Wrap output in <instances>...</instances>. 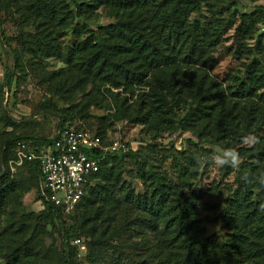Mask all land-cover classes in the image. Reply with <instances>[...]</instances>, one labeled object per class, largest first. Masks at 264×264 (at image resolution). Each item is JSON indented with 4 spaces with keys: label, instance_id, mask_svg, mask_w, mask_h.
Masks as SVG:
<instances>
[{
    "label": "trees",
    "instance_id": "trees-1",
    "mask_svg": "<svg viewBox=\"0 0 264 264\" xmlns=\"http://www.w3.org/2000/svg\"><path fill=\"white\" fill-rule=\"evenodd\" d=\"M5 1L8 2L0 0V3ZM24 1L25 9L29 8L36 16L35 22L39 23L38 28L43 29V33L34 36L29 50L23 46L22 53H18L9 44V38L2 33L0 25V37L10 51L16 69L22 66L23 56L29 54L33 60L34 53L41 57L54 53L62 56L61 45H56L54 38L61 37L59 28L72 16L69 7L61 0ZM85 1L88 2L76 4L79 18L87 16L94 19L98 8L104 7L112 21L90 31V36L70 48L66 54L68 56L63 58L71 67L70 71L47 73L48 83L58 85L65 91L109 83L132 97L137 87H142V90L149 92L143 93L138 111L131 113L134 123L151 124L158 128L167 124V128H170L183 112L186 114L179 123L181 126H196L207 119V128H210L217 146L224 151L233 149L236 157L242 160L237 166V185L223 213L228 232L225 242L209 236L196 220V211L205 197L203 191L195 189L186 192L170 183L166 175L152 173L148 177L146 169L142 167L139 169L142 175H136V178L146 186L143 195L137 196L125 186L119 189L121 174L117 173L115 165L120 155L102 163L95 182L76 208L78 211L97 204L89 215L88 222L94 223L90 226L89 238L106 250L126 254L130 264H264V57L258 58L255 54L243 72L232 77L235 92L230 95L235 100L229 101L221 84L208 73L217 64L215 53L221 45L225 27L190 22L191 16L210 0ZM253 1H262L261 11L240 15L233 29L236 48L231 54L235 56L245 54L243 45L255 32L260 20L258 14L264 17V0ZM256 50L258 48L253 51ZM33 69L39 72V64L34 63ZM42 74L45 75L44 69ZM14 82L13 70L5 75L0 89L1 108L5 88H11ZM2 110L6 123L17 126L18 122L8 113V106ZM56 116L60 118L58 129L70 127L91 132L67 124L69 119L64 115ZM95 135L106 144L111 143L107 136ZM52 139L12 136L5 142V153L15 158L19 142L28 141L43 146L49 145ZM246 140L251 145L240 147L242 141L245 143ZM24 165L35 172L41 198L39 165ZM230 172H234V169ZM5 176L4 173L2 181L6 179ZM4 185L5 182L0 184V258L6 264H24L30 255V242L17 240L7 244L3 240L9 230L10 234H15V239L19 232V229L12 228L13 224H9L12 221L4 225L8 196L10 191L15 190L14 185L3 189ZM122 201L127 204L128 220L139 219L141 224L145 223L141 243L126 240L128 244H118L122 228L117 225L115 216L110 215V210L120 208ZM44 206L46 215L61 222L60 208L47 201ZM132 225L135 229L137 223ZM61 227L62 263L75 264L76 249L70 242L71 232L63 227L62 222ZM101 228L103 231L99 233ZM147 229L152 231L151 234L146 235ZM151 235L154 236L150 238ZM97 256L95 251H91L90 259L93 262H96Z\"/></svg>",
    "mask_w": 264,
    "mask_h": 264
},
{
    "label": "rangeland",
    "instance_id": "rangeland-1",
    "mask_svg": "<svg viewBox=\"0 0 264 264\" xmlns=\"http://www.w3.org/2000/svg\"><path fill=\"white\" fill-rule=\"evenodd\" d=\"M61 1L72 13L59 28L62 32L61 37L54 38L55 44L61 45L62 56L54 53L52 56L41 57L34 53L33 60L29 54L23 56L22 66L16 69L13 57L0 37V89L4 84L5 75L15 71L13 86L5 88L2 108L5 110L8 106L9 115L18 122L15 127L9 126L0 106V184L6 183L3 189L15 186V190L10 191L8 196L4 225L12 221L9 223L13 224L12 228L19 229L16 239L13 238L15 234H10L9 230L3 236L5 243H15L17 240L30 242L28 246L30 255L24 264H63L62 222L63 227L71 232L70 242L76 249L75 264H130L126 254L120 255L114 250H106L99 244L95 245L89 238L90 226L94 224L88 222L89 215L97 208L95 206L97 204L82 207L71 214L61 211L59 222L54 217L46 215L45 206L40 204L35 172L28 165L16 163L14 155L6 156L5 142L12 136L54 138L60 124V118L56 115L68 117L67 124L107 136L111 143L120 140L129 145V150L120 154L121 157L115 165L117 173L121 174L119 189L125 186L128 191L133 190L137 196L143 195L147 190L146 186L141 179L136 178V175H142L139 170L142 167L146 169L148 177L152 173L166 175L170 183L186 192L195 189L203 191L205 197L200 201L196 211V220L206 229L209 236H215L225 242L228 232L223 221V213L227 200L237 185V166L242 160L236 157L233 149L224 151L217 146L210 128H207V119L196 126H181L179 123L186 114L183 112L170 128H167V124L158 128L151 124L134 123L131 113L134 110L138 111L144 97L143 93L149 92L142 90V87H137L136 94L132 97L123 89H116L109 83L88 85L81 90L78 88L72 91H65L58 85L48 83L47 73L70 71L71 67L63 59L68 56L66 54L70 48L79 40L90 36V31H95L97 27L112 21L109 18V11L104 7L98 8L94 19L87 16L79 18L76 4L88 1ZM262 4V1L253 0H210L191 16L192 24L211 23L225 27L221 45L215 53L217 64L210 68L208 73L213 80L221 84L229 101L235 100V97L230 95L235 92L232 77L242 73L244 67L254 59L255 54L258 58L264 57V17L258 14L260 20L254 34L246 39L243 45L246 52L242 56L231 54L236 48L233 43V29L238 24L240 15L259 13ZM20 7L22 10H19ZM0 10L1 31L9 38V44L18 53H22L23 46L29 50L31 47L29 45L35 40L34 36L43 33V29L38 28L39 23L35 22L36 16H33L29 8L25 9L24 0L1 2ZM256 48L258 50L253 51ZM34 63L39 64V72L33 69ZM43 69L45 75H41ZM125 99H128L127 103L122 105ZM242 143L240 147L251 145L247 140ZM232 169L234 172H230ZM4 173L6 179L2 181ZM126 207L127 204L122 201L120 208L110 210V215L115 216L117 225L122 228L118 244L141 243L143 237L141 232L145 230V223L141 224L139 219V222L128 220ZM106 209L108 211V207ZM134 223H137L135 229L132 225ZM102 231V228L99 229V233ZM151 232L147 229L146 235ZM77 237L86 245V252H82L76 246ZM91 251L98 254L96 262L90 259ZM0 264H6V261L0 258Z\"/></svg>",
    "mask_w": 264,
    "mask_h": 264
},
{
    "label": "built area",
    "instance_id": "built-area-1",
    "mask_svg": "<svg viewBox=\"0 0 264 264\" xmlns=\"http://www.w3.org/2000/svg\"><path fill=\"white\" fill-rule=\"evenodd\" d=\"M122 141L106 144L90 131L61 127L49 145L22 141L16 147V163H37L40 172V204H54L64 213H73L95 182L103 162L129 150ZM76 246L86 252L80 239Z\"/></svg>",
    "mask_w": 264,
    "mask_h": 264
}]
</instances>
